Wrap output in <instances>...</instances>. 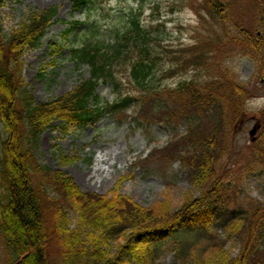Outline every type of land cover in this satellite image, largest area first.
<instances>
[{"label": "trees", "instance_id": "1", "mask_svg": "<svg viewBox=\"0 0 264 264\" xmlns=\"http://www.w3.org/2000/svg\"><path fill=\"white\" fill-rule=\"evenodd\" d=\"M73 2L79 8L89 0ZM256 2L257 12L264 16V0ZM205 6L212 19L226 25L231 6L227 0H205ZM57 13L56 6L30 12L9 34L0 26V240L10 264H52L49 246L54 231L62 247L61 264H155L159 253L170 246L184 264H264V206L255 200L244 205L238 195L233 198L238 191L224 176L228 170L220 176L222 160L228 159L223 163L227 169L232 158L230 134L248 113L247 86L230 70L218 68L221 73L210 78L197 76L174 88L158 87L163 52L152 54L155 41L135 20L132 30L115 34L113 43L97 35L83 40L72 53L77 64L89 66V76L66 94L37 102L23 77L22 61L25 52L39 46ZM233 28L224 27L215 42L249 52L262 73L264 38L240 25ZM132 45L138 52L130 55L126 52ZM123 65L129 69L133 95L119 90L115 67ZM188 66L199 67L191 60L177 59L167 72L172 75ZM100 82L115 85L118 97L113 102L101 101ZM133 104L139 109L138 121L161 123L174 133L179 125L186 128L185 135L173 136L152 155L179 161L186 168L193 190L178 204L170 191L150 207L117 190L107 195L84 192L71 177L37 162L35 149L54 122L83 127L105 114L123 118ZM263 158L264 150L246 174L259 175ZM60 160L61 164L69 161L66 156ZM36 173L42 174L41 183L36 184ZM45 181L60 194L58 200L46 192ZM196 193H200L197 198ZM69 211L77 214L74 229ZM231 237L241 242L236 256L227 249Z\"/></svg>", "mask_w": 264, "mask_h": 264}, {"label": "rangeland", "instance_id": "2", "mask_svg": "<svg viewBox=\"0 0 264 264\" xmlns=\"http://www.w3.org/2000/svg\"><path fill=\"white\" fill-rule=\"evenodd\" d=\"M86 7H76L73 0H2L0 25L5 34L18 28L30 12L41 11L58 6L59 12L47 30L41 44L34 50H28L23 57V77L28 90L37 102H45L70 92L87 75V67H76L71 60V50L82 42L85 34L92 29L94 33L111 39L114 31L124 30L129 16L141 12L142 25L154 33L161 32L160 43L164 56L170 61L160 63L158 73L162 74L155 85L160 88L176 87L184 79L210 78L216 75V65L221 62L235 71L240 80L252 90L247 101V115L241 118L236 131L230 134L231 162L227 169L222 160L220 176L229 169L225 178L236 185L238 195L244 205L255 200L264 206V158L260 162V174H246L248 165L253 166L258 157L264 126L257 134L255 144L251 142L250 130L254 121L264 122L258 112L264 111V72L257 73L256 61L233 47H223L215 40L218 31H212L213 21L206 14L202 0H91ZM232 13L236 18L242 16L240 23L252 33L264 29L261 14L256 12L257 0H234ZM203 16V19L200 18ZM255 16L257 27L250 26ZM201 20V21H200ZM252 20V21H251ZM75 22H84L73 25ZM70 26H74L71 28ZM68 31V33H66ZM217 36V37H216ZM202 40H207L203 42ZM196 51L201 54L197 55ZM203 57V59H200ZM177 59L191 60L199 65L188 66L170 75L166 72L173 68ZM87 77V76H86ZM117 81L121 90L133 93L130 88L128 71L119 68ZM99 95L106 101L115 97L110 85H100ZM129 120L118 121L113 116H104L97 124L76 127L56 121L41 136L35 149L39 165L53 171H61L72 178L84 192L107 195L113 190L119 191L144 207L155 206L171 192V199L178 204L186 193L193 190L183 165L179 161L163 160L154 157L161 147L174 140L173 136H183L186 128L179 125L176 132L164 126L150 122H139V109L136 106L127 110ZM235 146L236 152L233 151ZM253 146V147H252ZM247 148V150H246ZM61 156L68 157L61 164ZM103 159H106L103 161ZM255 167V165H254ZM224 173V174H223ZM41 173H36L35 182L41 183ZM77 178L80 183L76 181ZM45 181V190L51 198L59 199L56 192ZM44 188V187H43ZM242 191V195L240 193ZM200 193H196V198ZM61 201V200H60ZM230 201H235L231 199ZM240 204V203H239ZM252 205H255L252 203ZM71 228L77 227V214L69 211ZM51 222V221H49ZM52 235L49 254L52 264H61L62 247L57 241L56 232ZM168 247V246H167ZM241 242L231 237L227 249L237 255ZM116 250L115 247H113ZM0 264H10L5 245L0 240ZM155 264H184L175 256L172 246L159 253Z\"/></svg>", "mask_w": 264, "mask_h": 264}, {"label": "water", "instance_id": "3", "mask_svg": "<svg viewBox=\"0 0 264 264\" xmlns=\"http://www.w3.org/2000/svg\"><path fill=\"white\" fill-rule=\"evenodd\" d=\"M258 128H259V126L256 127V128H254V129L250 132V134H251L252 136H254L255 133L257 132V129H258Z\"/></svg>", "mask_w": 264, "mask_h": 264}, {"label": "bare ground", "instance_id": "4", "mask_svg": "<svg viewBox=\"0 0 264 264\" xmlns=\"http://www.w3.org/2000/svg\"><path fill=\"white\" fill-rule=\"evenodd\" d=\"M105 160H106V159H103V161H105ZM75 179H76V181H77L78 183H80L79 180H78L77 178H75Z\"/></svg>", "mask_w": 264, "mask_h": 264}]
</instances>
